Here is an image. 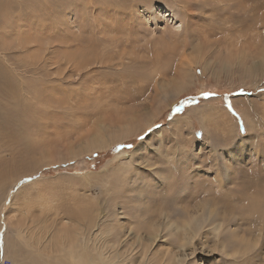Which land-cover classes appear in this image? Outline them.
<instances>
[{
  "label": "rangeland",
  "instance_id": "1",
  "mask_svg": "<svg viewBox=\"0 0 264 264\" xmlns=\"http://www.w3.org/2000/svg\"><path fill=\"white\" fill-rule=\"evenodd\" d=\"M60 2L0 0V233L15 259L34 255V244L56 229L73 241L77 229L79 239L96 234L94 224L133 221L147 243L136 213L142 203L171 234V242L148 244L152 250L165 248L184 264H228L246 248L231 238L242 229L237 219L249 199H264V0H181L170 12L161 8L174 0H96L79 24L66 20ZM184 97L196 103L172 111ZM128 143L144 145L143 159H154L150 148L187 149L176 188L146 194L143 175L126 171L134 149L114 150ZM210 157L218 159L202 169ZM202 202L229 216L212 221L223 223L218 244L229 245L227 257L213 250L211 234L196 248L201 231L186 235L193 239L181 249L178 237ZM257 215L264 221V207ZM64 241L65 249L48 246L74 257Z\"/></svg>",
  "mask_w": 264,
  "mask_h": 264
},
{
  "label": "bare ground",
  "instance_id": "2",
  "mask_svg": "<svg viewBox=\"0 0 264 264\" xmlns=\"http://www.w3.org/2000/svg\"><path fill=\"white\" fill-rule=\"evenodd\" d=\"M144 148L145 147L143 145V147L140 148L138 151L133 150L132 153L134 155H137V156L141 155V153L144 151ZM124 156L128 159L131 156V153L127 154L126 152H122V157H124ZM140 157H142V156H140ZM141 159H143V158H141ZM126 168H128V167H126ZM250 195H251V193H250ZM256 196L259 197L258 195H256ZM263 197H264V195H263ZM247 199H249V197ZM202 200H203V198H202ZM204 201H205V199H204ZM242 202H243V199H242ZM135 204H136V209H137V212H136L137 213V219L139 220V222H142V223L145 224V227H144L145 230H142V231H147V233H148V238L146 239V240H148L147 243H144L145 241H144V238L142 236V232H139V230H141L140 227L136 228V230L132 229V227H134V226H132L133 221L132 222L130 221V222H127V223L122 221L123 223L122 222L119 223V226H115V225H113V226L109 225L108 226L107 225L105 227H98L96 224H94L95 230H93V231L97 232V233L93 234L91 232L88 235L84 236L82 239L78 238L79 237L78 235L81 234V232H80L81 229L80 230L77 229L76 231L71 232L72 239L76 235L74 237L75 239L73 241H69L70 240V235H69L70 233L66 234L67 232H64V233L63 232H58L57 229H56V231L54 232L56 235H54L52 237L50 236L51 238L49 237L47 239L48 241H46V238L42 237V234H41V236L39 235L40 236L39 238H41V237L42 238L41 239L37 238L40 241H38L37 244H34L36 246V249H34V255L32 253L29 256H27L28 254L27 255L25 254V256H24V253H25V251H24L23 252V256L25 258H23L21 256H19V258H17L18 257L17 256L16 259H15V251L16 250L14 251V250L10 249L11 241L10 240L8 241L7 239L4 238V247H3L2 250H0V264H3L4 261H7V262H5V264H69L68 259H75L76 260V264H132L133 260L136 259V257L133 256L132 253H133V250H135L137 248L139 249V251L137 253V257H139L138 264H184L185 262H184L183 259H179L178 256H176V257L171 256L172 253L169 252V251H166L165 248H164V250L161 249V247H160L161 250L159 248L154 249V250L151 249L152 246L150 247V245H148V244L152 245V242L153 243L155 242L153 240V235H154L153 229H155V233H160L161 232L160 229H163L165 227L162 228V224L160 225V224H157L156 222L153 223L152 218L150 219V213L151 212L153 213L152 210L146 211L142 203H135ZM210 204L214 205V202L210 203ZM215 204H217V202ZM263 204H264V199L262 201L260 199H256V201H251L249 199L248 200V204H247V206L245 208V211L243 212L242 216L239 217V219H237L238 220V226L242 225V229L240 230L237 227L235 230H233L234 231L233 232V236L234 237H231V238L232 239L236 238L237 240L240 239L241 242L243 241L245 243L246 248L249 247L252 243H258L261 246H264V221H262L261 220L262 218L257 215V213H259V210L262 209V207H264ZM200 206L201 207H198L199 210H200V214H197V215L194 214L195 218L194 217H193V219L190 218L191 220L189 222H188V220H186V222H188V223L185 222V212L183 211V213H181L180 216H182V215L184 216L183 218H184V222L187 224V228H186V230L184 232V235L181 234L178 237L179 240H181V241L183 240L184 241L185 239H187L186 235H188V234H193V236L199 235L198 234L199 231H197V229L200 228V227L196 226L197 227L196 228L195 225L197 224V222L198 223H202V224L205 223V221L207 220L205 218V214H207V218L210 220L211 223H212V221H214V219L218 218L221 221L222 219H224V217H226V213L224 211H221L222 209L221 210L215 209V211L211 210V209L207 210L206 208H210V206H212V205L207 207L206 203L203 204V202L200 204ZM205 206H206V208H205L206 210H204V208H202V207H205ZM218 206L219 205H217V207ZM226 206H227V204H226ZM213 208H215V207L213 206ZM184 209L187 210V207L184 208ZM195 210H196V208H195ZM187 211H189V210H187ZM181 212H182V210H181ZM157 213H159V212H157ZM190 213L191 212H189V214ZM115 216H117V215H115ZM226 218H227L228 221L230 220L228 214H227ZM231 221H232V219H231ZM168 223H169V221L167 222V225H168ZM75 224H77V223H75ZM222 224L223 223H219L217 225L214 224L215 226L213 227V232L211 233V236H212V239H213L212 241H216L217 240V244L215 245L213 250H215V252L216 251L221 252V253L224 254V256L227 257L228 256L227 251H229V249H231V248H229V245L225 246L226 244L224 245V242H223V244L222 243L218 244L219 240H220V237H221L220 230L222 228L221 227ZM66 226H67V224H66ZM68 226H69V224H68ZM233 227L235 228L234 225H233ZM75 228H76V226H75ZM75 228H74V230H75ZM86 228H87V226H86ZM179 229H181V228H179ZM82 231H84V229ZM88 231H89V229H88ZM200 235H202V233ZM189 236H191V235H189ZM196 236H195V238H196ZM64 239H66V240H68L70 242L68 246L76 249L75 252H74V257H72L73 254L70 251H64V250H59V252L57 254H53L52 249L50 248V246H48V244L53 242V241H59L58 248L65 249L67 246L65 245ZM44 240L46 242H44ZM36 242H37V240H36ZM227 242H228V240H227ZM232 242H230V243H232ZM183 243L184 242H182L183 247H181V249L182 248L184 249V247L186 246V245L184 246ZM202 243H203V245H206V244H204L205 243V237H204V240H203ZM14 245L19 246L18 248H20L22 246L21 244H19V245L18 244H14ZM240 245H241V243H240ZM157 246H155V247H157ZM209 246L210 245H208V247ZM13 248H15V247H13ZM108 248H109V250H108ZM188 248H189V246H188ZM194 248H195V246H194ZM196 248H197V246H196ZM196 248H195V250H196ZM20 250L22 252L23 248L21 247ZM174 250L172 252H174ZM257 251H259V249H257ZM182 252L184 254V251H182ZM191 252H193V251L191 250ZM28 253H31V251L30 252L28 251ZM261 255L264 256V253H261ZM6 258L8 260H6ZM185 260H187V259H185Z\"/></svg>",
  "mask_w": 264,
  "mask_h": 264
},
{
  "label": "snow or ice",
  "instance_id": "3",
  "mask_svg": "<svg viewBox=\"0 0 264 264\" xmlns=\"http://www.w3.org/2000/svg\"><path fill=\"white\" fill-rule=\"evenodd\" d=\"M147 6H150V3H147ZM181 0H174V2H170L169 5L164 6L161 8V11L170 12L172 9L176 7H180ZM58 7L61 8V14L66 18L68 22L72 21V17L75 16V23L79 24L83 20L82 16L80 15L85 10L91 11L93 8H96V0H87V2H78V0H61ZM84 23H88L89 21L83 20ZM163 23V21H161ZM3 31V29H0ZM66 71H71L66 69ZM88 72V70H85ZM91 73L89 72V75ZM74 79H81V77H75ZM201 95L207 99L216 95L215 93L211 92H203ZM196 99L195 97H184L176 102L172 111L176 113H180L184 110L186 105L195 104ZM229 108L231 106L229 105ZM159 127V125H157ZM151 131V129H149ZM138 140L143 141L145 139L144 136H138ZM143 147L141 145H135L134 143L128 144H120L115 147V151L117 153L121 152L123 149H134L138 151L140 148ZM149 151L152 153L154 159H141L140 156L136 157V160L132 161V167L130 170L131 176H135L137 172L143 175V180L140 182L141 187L144 189L145 193H150L155 188L165 187L170 189H175L177 184V177L176 173L183 163V158L185 153L188 151L187 149L180 150L178 149L176 153L173 152H164L161 149L159 152L155 150V148H150ZM98 155V153H97ZM226 155V153H224ZM127 159V158H125ZM218 157H210L204 165H202V169H207L213 166L216 162ZM199 161H196V164L199 165ZM220 166L224 167V163L220 160ZM214 172H209L208 175H214ZM28 180H31V177H28ZM28 181L21 180V184H25ZM131 183V180H129ZM176 197L183 199L184 197L179 196V191L176 192ZM214 227L213 223H205L197 231H201L203 234L196 238V246L199 247L200 243L203 242L205 236H209L211 234V230ZM154 235L153 240L156 241L158 244L162 242H171V234L167 233V229H164L162 233H155V229H153ZM193 237H189L184 240V245H188ZM4 247V234L0 233V250ZM259 249V251H257ZM191 251V249H190ZM264 253V246H261L258 243H252L249 247L243 249L242 251H238L233 254V256L229 259L228 264H264V256L261 255ZM187 255V253L185 254ZM139 257H136L133 260L132 264H138ZM189 264H193L192 261H189Z\"/></svg>",
  "mask_w": 264,
  "mask_h": 264
},
{
  "label": "trees",
  "instance_id": "4",
  "mask_svg": "<svg viewBox=\"0 0 264 264\" xmlns=\"http://www.w3.org/2000/svg\"><path fill=\"white\" fill-rule=\"evenodd\" d=\"M197 102H199V101H197Z\"/></svg>",
  "mask_w": 264,
  "mask_h": 264
}]
</instances>
